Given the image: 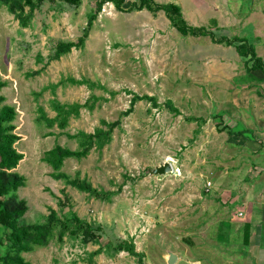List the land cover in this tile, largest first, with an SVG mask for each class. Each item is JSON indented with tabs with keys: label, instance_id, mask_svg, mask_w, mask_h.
<instances>
[{
	"label": "rangeland",
	"instance_id": "rangeland-1",
	"mask_svg": "<svg viewBox=\"0 0 264 264\" xmlns=\"http://www.w3.org/2000/svg\"><path fill=\"white\" fill-rule=\"evenodd\" d=\"M137 1L123 0L121 10L108 1L95 11L93 0L76 6L42 0L25 27L0 5V94L15 111L13 146L22 158L14 171L24 177L16 196L27 208L19 223L43 222L51 208L58 218L75 215L95 235L87 242L80 232L59 241L53 235L47 246L21 256L29 264H165L170 251L172 264H264V170L254 168H264V144L252 136L261 149L250 153L241 143L250 135L233 138L216 128L223 124L218 109L226 90L219 81L244 83L241 60L229 71L222 66L228 58L217 53L215 65L206 68L213 47L225 44L182 36L162 11L127 12ZM153 1L180 5L186 15L199 6L187 23L215 27L214 38L252 41L264 63V0ZM84 31L79 47L49 59L57 42H74ZM263 88L256 86L258 97ZM133 94L151 100L135 101L124 114ZM53 103L80 106L59 128L39 118L55 116ZM116 120L106 144L83 158H65L58 169L84 179L95 194L51 177L42 160L46 150L55 144L77 150L79 137L70 135L106 131L102 122ZM163 161L171 173L143 174ZM67 226L74 228L71 221Z\"/></svg>",
	"mask_w": 264,
	"mask_h": 264
},
{
	"label": "trees",
	"instance_id": "trees-1",
	"mask_svg": "<svg viewBox=\"0 0 264 264\" xmlns=\"http://www.w3.org/2000/svg\"><path fill=\"white\" fill-rule=\"evenodd\" d=\"M41 1L42 0H0V5L4 6L7 12L14 16L19 26L25 27L31 17L32 11ZM59 1L72 6L78 5L80 2V0ZM93 1L95 11H98L100 6L108 1L113 3L116 9L121 10L120 5L123 2V0ZM25 7H27V12H24ZM142 9L151 13L162 11L171 26L183 36H208L213 43H223L233 46L236 54L243 58V64L247 75L254 80H260L251 73L256 70L264 77V63L261 58L256 55L254 46L245 38H214L213 33L206 31L203 27L188 26L182 17L179 5L172 2L156 3L153 0H138L137 3L131 2L126 11H140ZM94 16V13L89 15L87 20L88 25ZM86 36L87 33L84 31L74 42H57L49 59L56 60L64 53L69 52L71 48L79 47ZM66 81L73 85L82 84L81 81L73 78H67ZM4 86L5 82L0 79V89ZM142 99L151 100V97L133 94L128 108L123 113L128 114L131 112L135 101ZM4 101V96L0 94V228L2 230L0 234V246L3 247L2 253L0 254V264H29V262L24 260L21 254L30 252L34 248L47 246L53 235H55V238L59 241L65 233L70 232L76 234L80 232L82 242L93 240L95 235L92 229L87 224L82 223L78 217L71 215L70 217L64 216L63 218H58L55 211L51 208L48 209V213L43 222L31 224L19 223V219L27 209L25 201L16 196V190L24 186V177L14 171V168L22 158V154L16 151L13 146V143L18 139V136L12 132L14 128L12 122L15 117L14 108L11 105L5 104ZM53 106L56 111L53 118L48 119L43 114H40L39 118L45 121L48 126L55 123L57 127L62 128L66 123V117L70 114H75L80 105L76 103L68 105L53 103ZM173 110V112L177 113L176 109ZM102 123L108 126L106 131L96 128L92 133L79 132L78 135L74 134L69 136L79 137V149L70 150L55 144L44 152L42 160L54 171L51 175L52 178H62L66 184L80 191L95 194V190L91 188L84 179H69L63 173L58 172V169L65 158H83L87 155L91 147L100 148L109 141V132L116 125L117 120L110 123ZM216 128H218L219 131L225 130L230 135L239 134L230 132L225 125L216 126ZM70 221L71 225L74 226L73 229L67 226V223ZM125 247L123 243L117 244L119 250H123ZM127 249H129L128 251L131 254H134L130 248L127 247Z\"/></svg>",
	"mask_w": 264,
	"mask_h": 264
},
{
	"label": "crops",
	"instance_id": "crops-1",
	"mask_svg": "<svg viewBox=\"0 0 264 264\" xmlns=\"http://www.w3.org/2000/svg\"><path fill=\"white\" fill-rule=\"evenodd\" d=\"M179 7H180L181 14H182L183 19L185 20L186 24L188 26H191V27H199V26H195V25L187 23V20L193 19V17H196L197 13L199 12L198 10L200 7L193 5L192 10L189 11V15H186L181 10L180 5H179ZM209 7L212 11L213 7H211V5ZM251 17H253V16H251ZM247 19L250 20L251 18L248 17ZM166 22H167V24H169V21L167 19H166ZM211 23L214 24V21ZM214 29H215V27H212L211 29H209V31L213 33L216 31ZM192 37H194V36H192ZM197 37H199V36H197ZM202 37H208V36H202ZM221 37L227 38L228 36L225 35V36H221ZM249 42L253 45L252 41H249ZM214 44L216 45V44H223V43H214ZM216 46H218V45H216ZM229 46H231V45H226L225 47H222V48L221 47H213V49H212V51L214 53V56L212 58L213 60H212V62H208V61L204 62L206 68H210L212 65H215L214 58L217 55V53H219V55L221 57L228 58V64H226V65L224 64L222 66H224L225 68H228V70L231 71L232 68H238V62H239V60H241V65L243 67L244 72L246 73V70H245V67L243 64V58L236 54L233 46H231L232 49H230ZM253 46H254V50L256 53L255 44ZM195 53H196V51H192V53L188 51L187 55L192 56L193 59H197L198 56H196ZM193 59H191L189 61V63L193 62ZM204 63H202V64H204ZM251 73L256 78H259L260 80H254L249 75H247V73H246V77H245V78H247L246 81H244V83L242 81H240V83L236 82V86H234L232 83L230 85V80H232V79H228V81H219V86L223 85V87L226 88V90L224 91L225 92V98H224L225 103L219 104L218 110H220L222 112H219L218 115L222 117V121H223L222 125H225L226 127H228V130L230 132L239 133L235 136L233 134L232 135L233 138H237V137H239V135H244V136L250 135L251 137H249V138L241 136V138H242L241 143L246 146L245 148L248 149V151L250 153H256L257 151H259L261 149V145L259 144V142H257V146H256V143H254L252 141V136H253V139H255L256 141L260 138L262 140V144H264V115L262 114V112H264L262 109L263 104H264V100H262V99H264V97H263V95L260 97L257 96L258 94H257L256 86H260L263 88L264 85H261V84H264L263 83L264 79L260 78V76H259L260 72L259 71L255 70V71H252ZM230 76H233V75H230ZM262 78H264V77L262 76ZM248 79L250 80L249 82L247 81ZM252 91H253V93H251ZM259 98L261 99L260 101L258 100ZM253 125H255V127ZM237 126H239V127H237ZM234 165H236V164H234ZM254 168H258V170L259 169L264 170V168L258 167V166H255ZM252 176H254V174ZM261 209H262L263 218H264V203H262Z\"/></svg>",
	"mask_w": 264,
	"mask_h": 264
},
{
	"label": "water",
	"instance_id": "water-1",
	"mask_svg": "<svg viewBox=\"0 0 264 264\" xmlns=\"http://www.w3.org/2000/svg\"><path fill=\"white\" fill-rule=\"evenodd\" d=\"M172 172V166L170 162L163 161L162 163H159L157 165H154L152 167H146L143 171V174H146L148 176H160L164 174H168ZM167 256L165 258V264H172L173 261L176 258V255L170 251H168Z\"/></svg>",
	"mask_w": 264,
	"mask_h": 264
},
{
	"label": "built area",
	"instance_id": "built-area-1",
	"mask_svg": "<svg viewBox=\"0 0 264 264\" xmlns=\"http://www.w3.org/2000/svg\"><path fill=\"white\" fill-rule=\"evenodd\" d=\"M209 186V183L207 182L206 185H205V191H207V187Z\"/></svg>",
	"mask_w": 264,
	"mask_h": 264
}]
</instances>
